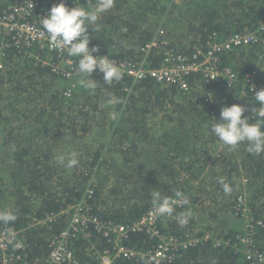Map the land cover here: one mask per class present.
<instances>
[{"label":"trees","instance_id":"1","mask_svg":"<svg viewBox=\"0 0 264 264\" xmlns=\"http://www.w3.org/2000/svg\"><path fill=\"white\" fill-rule=\"evenodd\" d=\"M22 1L0 0V10ZM59 2L46 0L35 14ZM74 2L89 7L97 0H66ZM263 15V0H114L97 22L98 34L90 30L91 46L99 45L98 54L109 58L158 66L167 50L190 54L214 37L224 40L234 32L259 28ZM153 40L160 45L148 48ZM46 56L53 62L56 51L38 45L21 51L10 47L0 69V175H8L7 181L0 176V212L12 211L17 217L0 222V229L21 231L27 259L44 260L50 240L70 219L69 213H61L47 224L29 226L34 217L85 201L91 214L103 221L129 224L154 206L153 191L173 195L175 187L190 203L176 206L172 216H162L161 231L182 237L210 233L231 244L203 240L175 251L165 264H247L233 243L246 229L237 211L240 197L246 198L264 251V154H250L246 143L228 148L210 130L212 116L219 119L225 105H245V115L252 106L259 107L248 80L255 72V90L264 88V31L259 40L221 55V68L237 74L232 85L207 84L195 73L190 92L150 77L134 81L126 74L107 85L97 71V89L81 87L76 74L73 92L66 96L70 81L42 63ZM208 92L219 101H206ZM110 96L121 103L108 104ZM61 153H76L77 165L58 164ZM222 177L233 189L230 195L219 183ZM188 209L192 216L181 225L177 217ZM89 230V237L78 233L71 241L80 264H96L98 252L112 247L92 226ZM124 243L149 249L157 239L134 232Z\"/></svg>","mask_w":264,"mask_h":264},{"label":"built area","instance_id":"2","mask_svg":"<svg viewBox=\"0 0 264 264\" xmlns=\"http://www.w3.org/2000/svg\"><path fill=\"white\" fill-rule=\"evenodd\" d=\"M45 1L24 0L20 3H11L0 10V69L4 68V58L10 47H19L21 51L24 46L38 45L41 49L51 52L56 51L57 57L53 62H50L52 56H46L41 60L45 65H49L53 72L70 81V86L65 89V94L71 96L75 87L73 80L78 74L75 62H78L79 57H72V61L65 52L58 51L51 46L48 34L41 23V19L47 15V11L35 14L38 7ZM259 23L260 27L255 30L234 32L224 40L214 37L206 46H196L190 54L167 50L158 66H146L143 61L110 59L120 68L122 74L133 78L134 81H141L150 77L157 82L165 85H175L184 92H190L192 89L190 78L195 73H199L207 84L230 86L228 79L235 76L234 83L237 74L229 67L221 68L219 63L221 55L235 46L259 40L260 33L264 31V15ZM158 45H160L159 42L153 40L147 44V47L151 48ZM37 58L39 57L37 56ZM255 76L254 72L248 80L250 87L255 84ZM205 100L217 103L219 98L212 92H208ZM239 205L237 211L244 216L246 229L245 232L238 234L233 243L243 253L245 263L264 264V260H261V257H264V251L259 249L258 239L253 227L255 219L247 207L246 198L240 197ZM61 213H69V224L50 240L48 256L42 261L27 259V244L20 230L1 228L0 264H80L71 241L78 233L84 234V237H89L91 226L112 244L111 248L98 252V262L96 264H119L117 260L119 257L136 261L145 260L147 264H165L173 259L175 251L197 245L203 240L213 239L216 245H220L222 242L231 244L230 241L212 238L210 233L202 235L188 233L184 237L173 233H163L159 227L162 216L156 212L155 206L148 209L137 221L124 224L103 221L98 216L91 214L87 203L81 201L68 205L60 212L42 218L34 217L29 226L47 224ZM257 223L263 225L260 220ZM134 232L147 233L151 238H156V245L149 249L128 246L124 241Z\"/></svg>","mask_w":264,"mask_h":264},{"label":"clouds","instance_id":"3","mask_svg":"<svg viewBox=\"0 0 264 264\" xmlns=\"http://www.w3.org/2000/svg\"><path fill=\"white\" fill-rule=\"evenodd\" d=\"M113 6L114 0H97L94 6L89 7L79 6L75 2L69 5L66 0H60L59 3L53 4L47 11V15L41 19L51 46L65 52L72 61V57H79L78 62L75 63L81 77L79 84L85 89L94 90L99 87L97 81L101 80L93 78V74L97 71L103 74L102 81L107 85L122 79V72L115 62L108 55L98 54L99 45L91 46L90 30L98 34V20ZM228 80L231 85L235 76ZM252 92L259 107L252 106L251 114L245 115L248 111L245 105L238 103L225 105L221 108L219 119L212 116L214 120L210 130L228 148H235L241 143H246V150L250 154L261 155L264 154V88L256 91L253 86ZM107 103L114 105L121 101L115 96H110ZM56 159L58 164L68 168L78 163L76 153H61ZM219 183L224 193L230 195L233 190L230 184L223 177L220 178ZM173 193V195H162L160 191L151 193L155 210L159 215L172 216L176 206L190 203L183 192L176 187ZM191 216V209H188L187 212L178 215L177 222L186 225ZM16 218L12 211L0 212V222L7 224L14 222ZM261 260H264V257H261Z\"/></svg>","mask_w":264,"mask_h":264},{"label":"rangeland","instance_id":"4","mask_svg":"<svg viewBox=\"0 0 264 264\" xmlns=\"http://www.w3.org/2000/svg\"><path fill=\"white\" fill-rule=\"evenodd\" d=\"M1 166H2V164H1ZM1 169V168H0ZM0 176H4V178H5V180L4 181H7L8 180V175H7V173H5V172H3V173H1V175ZM242 215V214H241ZM242 217H243V219H245L244 218V216L242 215ZM196 234V233H195Z\"/></svg>","mask_w":264,"mask_h":264}]
</instances>
